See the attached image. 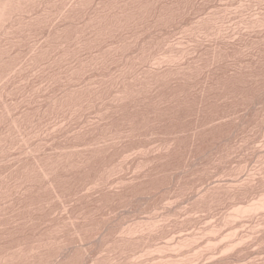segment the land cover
<instances>
[{"label":"rangeland","instance_id":"1","mask_svg":"<svg viewBox=\"0 0 264 264\" xmlns=\"http://www.w3.org/2000/svg\"><path fill=\"white\" fill-rule=\"evenodd\" d=\"M77 1L0 45V264H264V0Z\"/></svg>","mask_w":264,"mask_h":264},{"label":"bare ground","instance_id":"2","mask_svg":"<svg viewBox=\"0 0 264 264\" xmlns=\"http://www.w3.org/2000/svg\"><path fill=\"white\" fill-rule=\"evenodd\" d=\"M43 1V0H42ZM79 1V0H78ZM78 1H77V3H78ZM88 1V0H87ZM187 1V0H186ZM39 2H41V0H0V45H2L1 44V42L3 41V40H5L7 37H8V35H9V33L11 32V29H14L17 25H20V24H22L25 20H34L35 19V15H36V18L37 19H39L40 18V16L42 17V19L45 17V13H44V11H46V15H47V17H48V14H50L49 15V17L51 16V13L50 12H52V11H50L49 12V10H48V8L47 9H45V10H43L42 11V13H40V14H38V12L37 13H35L36 11H38V9L36 10V9H34L35 8V5L37 4H39ZM68 2V1H67ZM83 2V1H82ZM89 2H90V0H89ZM92 2V1H91ZM128 2V1H127ZM158 2V1H157ZM196 2V1H195ZM51 3V2H50ZM75 3H76V0H75ZM104 3V2H103ZM41 4H43L42 2H41ZM47 4H48V2H47ZM56 4V3H55ZM58 4V3H57ZM97 4V3H96ZM141 4V3H140ZM79 5V4H78ZM81 5V4H80ZM137 5V4H136ZM157 5V4H156ZM48 6V5H47ZM66 3H64V5L62 4V8L61 9H58V12L59 13H63L64 14V11L63 10H65L66 11ZM69 6V5H68ZM77 5H75L74 7H73V9L72 10H75L74 8L76 7ZM100 6V5H99ZM139 6V5H138ZM153 6V5H152ZM166 6V5H165ZM37 7V6H36ZM98 7V6H97ZM38 8V7H37ZM57 8V7H56ZM95 8V7H94ZM100 8V7H99ZM112 8V7H111ZM110 8V9H111ZM125 8V7H124ZM160 8V7H159ZM42 9V8H41ZM85 9V8H84ZM156 9V8H155ZM195 9V8H194ZM34 10H35V12H34ZM71 10V11H72ZM79 10V9H78ZM137 10V9H136ZM148 10V9H147ZM102 11V10H101ZM162 11V10H161ZM174 11V10H173ZM89 12V11H88ZM104 12V11H103ZM58 13V15H60ZM171 13V12H170ZM173 13V12H172ZM179 13V12H178ZM53 14H54V11H53ZM133 14V13H132ZM149 14V13H148ZM208 14V13H207ZM214 14V13H213ZM54 15H56V13L54 14ZM53 15V16H54ZM119 15V14H118ZM141 16H142V14H140ZM179 15V14H178ZM217 15V14H216ZM215 15V16H216ZM222 15V14H221ZM53 16H51V18H53ZM57 16V15H56ZM61 16H63V15H61ZM60 16V17H61ZM174 16V15H173ZM48 17V18H49ZM59 17V16H58ZM75 17H77V16H75ZM74 17V18H75ZM87 17V16H86ZM94 17V16H93ZM119 17V16H118ZM127 17V16H126ZM136 17V16H135ZM149 17V16H148ZM204 17H208V16H204ZM211 17V16H210ZM83 18V17H82ZM91 18V17H90ZM122 18V17H121ZM151 18V17H150ZM164 18H166V17H164ZM188 18V17H187ZM215 18V17H214ZM220 18V17H219ZM250 18V17H249ZM255 18H256V16H255ZM257 18H258V16H257ZM262 18V17H261ZM45 19V18H44ZM62 19V18H61ZM71 19L73 20V18L71 17ZM77 19V18H76ZM76 19H74V22H75V20ZM176 19V18H175ZM180 19V18H179ZM201 19V18H200ZM246 19V18H245ZM46 20V19H45ZM48 21H50L49 19H47ZM79 20V19H78ZM96 20V19H95ZM100 20H101V18H100ZM166 20V19H165ZM250 20H252V19H250ZM263 20V19H262ZM52 21H53V19H52ZM51 21V22H52ZM58 21V19L56 20V22ZM64 21V20H63ZM83 21V20H82ZM98 21H99V19H98ZM128 21V20H127ZM139 21V20H138ZM144 21V20H143ZM173 21V20H172ZM224 21V20H223ZM261 21V20H260ZM27 22V21H26ZM161 22V21H160ZM244 22V21H243ZM247 22V21H246ZM42 23V22H41ZM73 23V22H72ZM76 23H78V22H76ZM111 23V22H110ZM217 23V22H216ZM221 23V22H220ZM248 23V22H247ZM25 24V23H24ZM40 24V23H39ZM55 24V23H54ZM86 24V23H85ZM160 24V23H159ZM242 24V23H241ZM35 25V24H34ZM57 25V24H56ZM95 25V24H94ZM105 25V24H104ZM191 25V24H190ZM213 25V24H212ZM22 26V25H21ZM48 26V25H47ZM76 26V25H75ZM131 26V25H130ZM142 26V25H141ZM183 26V25H182ZM195 26V25H194ZM217 26V25H216ZM41 27V26H40ZM54 27V26H53ZM52 27V28H53ZM62 27V26H61ZM93 27V26H92ZM98 27V26H97ZM129 27V26H128ZM187 27V26H186ZM198 27V26H197ZM222 27V26H221ZM18 28V27H17ZM32 28V27H31ZM133 28V27H132ZM203 28V27H202ZM22 29V28H21ZM26 29V28H25ZM49 29V28H48ZM51 29V28H50ZM56 29V28H55ZM60 29V28H59ZM62 29V28H61ZM147 29V28H146ZM200 29V28H199ZM46 30V29H45ZM53 30V29H52ZM111 30V29H110ZM189 30H191V29H189ZM32 31V30H31ZM126 31V30H125ZM22 32V31H21ZM48 32V31H47ZM49 32H51L50 30H49ZM48 32V33H49ZM102 32H103V30H102ZM111 32V31H110ZM131 32V31H130ZM146 32V31H145ZM198 32V31H197ZM83 33V32H82ZM105 33V32H104ZM204 33V32H203ZM57 34V33H56ZM154 34V33H153ZM14 35V34H13ZM19 35V34H18ZM49 35V34H48ZM78 35V34H77ZM85 35H87V34H85ZM117 35V34H116ZM120 35V34H119ZM135 35V34H134ZM198 35V34H197ZM53 36V35H52ZM57 36V35H56ZM84 36V35H83ZM40 37V36H39ZM77 37V36H76ZM115 37V36H114ZM129 37V36H128ZM138 37V36H137ZM201 37V36H200ZM206 37V36H205ZM28 38V37H27ZM37 38V37H36ZM78 38V37H77ZM127 38V37H126ZM134 38V37H133ZM38 39V38H37ZM46 39V38H45ZM91 39V38H90ZM28 40V39H27ZM49 40V39H48ZM125 40V39H124ZM133 40V39H132ZM43 41V40H42ZM60 41V40H59ZM109 41H110V39H109ZM128 41V40H127ZM130 41V40H129ZM140 41V40H139ZM24 42V41H23ZM131 42V41H130ZM144 42V41H143ZM142 42V43H143ZM147 42V41H146ZM70 43V42H69ZM68 43V44H69ZM121 43V42H120ZM45 44V43H44ZM30 45V44H29ZM39 45H40V43H39ZM88 45V44H87ZM86 45V46H87ZM120 45V44H119ZM58 46V45H57ZM71 46V45H70ZM1 47V46H0ZM79 47V46H78ZM81 47V46H80ZM3 48V47H2ZM74 48V47H73ZM60 49H62V48H60ZM70 49V48H69ZM0 50H2L1 48H0ZM14 50V49H13ZM36 50V49H35ZM48 50V49H47ZM58 50H59V48H58ZM68 50V49H67ZM172 50V49H171ZM16 51V50H15ZM34 51V50H33ZM95 51V50H94ZM122 51V50H121ZM145 51H146V49H145ZM180 51V50H179ZM214 51V50H213ZM14 52V51H13ZM54 52V51H53ZM91 52V51H90ZM167 52V51H166ZM178 52V51H177ZM184 52V51H183ZM186 52V51H185ZM0 53H1V51H0ZM8 53V52H7ZM22 53V52H21ZM151 53V52H150ZM149 53V54H150ZM165 53V52H164ZM3 54V53H2ZM161 54H162V52H161ZM171 54V53H170ZM174 54V53H173ZM7 55V54H6ZM17 55V54H16ZM94 55V54H93ZM97 55V54H96ZM146 55V54H145ZM159 55H160V53H159ZM177 55V54H176ZM10 56V55H9ZM98 56V55H97ZM151 56V55H150ZM167 55H165V57H166ZM2 57V58H1ZM19 57V56H18ZM37 57V56H36ZM68 57V56H67ZM70 57V56H69ZM74 57V56H73ZM78 57V56H77ZM153 57V56H152ZM160 57V56H159ZM0 61L1 60H3V56H1V54H0ZM10 58V57H9ZM28 58V57H27ZM40 58V57H39ZM49 58V57H48ZM119 58V57H118ZM157 58V57H156ZM177 58V57H176ZM181 58V57H180ZM183 58V57H182ZM14 59V58H13ZM77 59V58H76ZM162 59V58H161ZM166 59V58H165ZM164 59V60H165ZM47 60V59H46ZM130 60V59H129ZM150 60V59H149ZM152 60V59H151ZM156 60V59H155ZM169 59H167V61H168ZM174 61H175V59H173ZM49 61V60H48ZM63 61H64V58H63ZM72 61H74V60H72ZM80 61H82V60H80ZM87 61H89V60H87ZM137 61V60H136ZM158 61V60H157ZM183 61V60H182ZM3 62V61H2ZM34 62V61H33ZM46 62V61H45ZM51 62V61H50ZM53 62V61H52ZM148 62V61H147ZM154 62V61H153ZM173 62V61H172ZM177 62V61H176ZM84 63V62H83ZM94 63V62H93ZM104 63V62H103ZM123 63V62H122ZM141 63V62H140ZM160 63V62H159ZM158 63V64H159ZM179 63V62H178ZM1 64V63H0ZM18 64V63H17ZM21 64H22V62H21ZM66 64V63H65ZM142 64V63H141ZM154 64H155V62H154ZM164 64H165V62H164ZM168 64V63H167ZM47 65V64H46ZM86 65V64H85ZM102 65V64H101ZM138 65V64H137ZM144 65V64H143ZM156 65V64H155ZM166 65V64H165ZM175 65V64H174ZM178 65V64H177ZM176 65V66H177ZM188 65V64H187ZM196 65V64H195ZM62 66V65H61ZM125 66V65H124ZM158 66V65H157ZM161 67H162V64L160 65ZM159 66V67H160ZM168 66V65H167ZM190 66V65H189ZM192 66V65H191ZM19 67V66H18ZM24 67V66H23ZM32 67H33V65H32ZM138 67V66H137ZM169 67V66H168ZM96 68V67H95ZM156 68V67H155ZM181 68V67H180ZM185 68V67H184ZM12 69V68H11ZM29 69V68H28ZM38 69V68H37ZM55 69V68H54ZM57 69V68H56ZM82 69V68H81ZM173 69V68H172ZM8 70H10V69H8ZM7 70V71H8ZM17 70V69H16ZM27 70V69H26ZM45 70V69H44ZM59 70V69H58ZM61 70V69H60ZM65 70V69H64ZM162 70V69H161ZM180 70V69H179ZM182 70V69H181ZM192 70V69H191ZM3 71V70H2ZM6 71V72H7ZM10 71H13V69L12 70H10ZM9 71V72H10ZM49 71V70H48ZM52 71V70H51ZM155 71V70H154ZM169 71V70H168ZM6 72H4L5 74H7ZM81 72V71H80ZM85 72V71H84ZM148 72V71H147ZM164 72V71H163ZM3 73V74H4ZM20 73V72H19ZM70 73V72H69ZM3 74H1L0 75V82H1V80L3 81V79H5L4 77H6V76H4ZM9 74V73H8ZM7 74V75H8ZM13 74V73H12ZM21 74H22V72H21ZM33 74V73H32ZM48 74V73H47ZM59 74V73H58ZM64 74V73H63ZM76 74V73H75ZM166 74V73H165ZM176 74H178V73H176ZM54 75H55V73H54ZM146 75V74H145ZM161 75V74H160ZM182 75V74H181ZM188 75V74H187ZM4 76V77H3ZM74 76V75H73ZM137 76H138V74H137ZM147 76V75H146ZM170 76V75H169ZM179 76V75H178ZM2 77H3V79H2ZM8 77V76H7ZM69 77V76H68ZM78 77V76H77ZM113 77V76H112ZM154 77V76H153ZM173 77V76H172ZM183 77V76H182ZM188 77V76H187ZM29 78V77H28ZM32 78V77H31ZM72 78V77H71ZM163 78V77H162ZM13 79V78H12ZM52 79V78H51ZM54 79H55V77H54ZM62 79V78H61ZM69 79V78H68ZM93 79V78H92ZM154 79V78H153ZM161 79V78H160ZM20 80V79H19ZM53 80V79H52ZM88 80V79H87ZM120 80V79H119ZM138 80V79H137ZM165 80V79H164ZM14 81V80H13ZM23 82V81H22ZM51 82V81H50ZM145 83H146V81H145ZM149 83V82H148ZM159 83V82H158ZM204 83V82H203ZM208 83V82H207ZM1 84V83H0ZM4 84V83H3ZM24 84V83H23ZM62 84V83H61ZM71 84H72V82H71ZM81 84V83H80ZM86 84V83H85ZM144 84V83H143ZM11 85V84H10ZM43 85V84H42ZM41 85V86H42ZM73 85V84H72ZM87 85V84H86ZM97 85V84H96ZM2 86V85H1ZM152 86V85H151ZM19 87V86H18ZM34 87V86H33ZM38 87V86H37ZM126 87V86H125ZM124 87V88H125ZM147 87H148V85H147ZM205 87V86H204ZM32 88V87H31ZM40 88V87H39ZM43 88V87H42ZM68 88V87H67ZM74 88V87H73ZM7 89V88H6ZM45 89V88H44ZM52 89V88H51ZM59 89V88H58ZM64 89V88H63ZM75 89H77V88H75ZM93 89V88H92ZM205 89V88H204ZM54 90V89H53ZM74 90V89H73ZM117 90V89H116ZM48 91V90H47ZM64 91V90H63ZM75 91V90H74ZM138 91V90H137ZM147 91H148V88H147ZM4 92V91H3ZM9 92V91H8ZM31 92V91H30ZM82 92V91H81ZM203 92V91H202ZM1 91H0V97H1ZM17 93V92H16ZM60 93V92H59ZM65 93V92H64ZM78 93V92H77ZM123 93V92H122ZM204 93V92H203ZM23 94V93H22ZM30 94V93H29ZM33 94V93H32ZM83 94V93H82ZM90 94V93H89ZM120 94V93H119ZM3 95V94H2ZM74 95V94H73ZM85 95V94H84ZM125 95V94H124ZM206 95V94H205ZM19 96V95H18ZM116 96V95H115ZM119 96V95H118ZM174 96V95H173ZM80 97V96H79ZM153 97V96H152ZM162 97V96H161ZM58 98V97H57ZM128 98V97H127ZM1 99V98H0ZM9 99V98H8ZM12 99V98H11ZM67 99V98H66ZM22 100V99H21ZM55 100V99H54ZM83 100V99H82ZM81 100V101H82ZM165 100V99H164ZM67 101V100H66ZM107 101V100H106ZM121 101V100H120ZM138 101V100H137ZM202 101H203V99H202ZM20 102V101H19ZM63 102V101H62ZM156 102V101H155ZM1 103V102H0ZM80 103V102H79ZM202 103V102H201ZM12 104H13V102H12ZM50 105V104H49ZM73 105V104H72ZM2 106V105H1ZM58 106V105H57ZM164 106V105H163ZM47 107H48V105H47ZM160 107H161V105H160ZM56 108H58V107H56ZM78 108V107H77ZM111 108V107H110ZM109 108V109H110ZM116 108V107H115ZM7 109V108H6ZM16 109V108H15ZM63 109V108H62ZM66 109V108H65ZM79 109V108H78ZM117 109V108H116ZM8 110V109H7ZM81 110H82V108H81ZM24 111V110H23ZM108 111V110H107ZM8 112V111H7ZM16 112V111H15ZM59 112V111H58ZM4 113V112H3ZM10 113V112H9ZM33 113V112H32ZM76 113V112H75ZM104 113V112H103ZM107 113V112H106ZM58 114V113H57ZM118 114V113H117ZM9 115V114H8ZM44 116V115H43ZM56 116V115H55ZM65 116V115H64ZM98 116H101V114L100 115H98ZM12 117V116H11ZM35 117V116H34ZM53 117V116H52ZM24 118V117H23ZM65 118V117H64ZM108 118V117H107ZM50 119V118H49ZM102 120H104V119H102ZM12 122H14V123H16V120L13 118V120H12ZM31 122V121H30ZM98 122V121H97ZM105 122V121H104ZM108 122V121H107ZM13 123V124H14ZM23 123V122H22ZM34 124V123H33ZM3 125V124H2ZM26 125V124H25ZM98 125V124H97ZM12 126V125H11ZM49 126V125H48ZM10 127V126H9ZM24 128H25V126H24ZM88 128V127H87ZM90 128V127H89ZM122 128V127H121ZM206 128V127H205ZM30 130V129H29ZM47 130V129H46ZM198 130V129H197ZM18 132V131H17ZM20 132V131H19ZM91 132V131H90ZM92 133V132H91ZM112 133V132H111ZM152 133V132H151ZM176 133V132H175ZM44 134V133H43ZM184 134V133H183ZM24 135V134H23ZM114 135V134H113ZM8 136H9V134H8ZM35 136V135H34ZM37 136V135H36ZM129 136V135H128ZM151 136H152V134H151ZM176 136V135H175ZM195 136V135H194ZM21 137V136H20ZM113 137V136H112ZM13 138H15V137H13ZM19 138V137H18ZM22 138V137H21ZM43 138V137H42ZM26 139V138H25ZM12 140V139H11ZM15 140V139H14ZM26 141V140H25ZM24 142V141H23ZM38 142V141H37ZM99 142V141H98ZM22 143V142H21ZM20 143V144H21ZM30 143V142H29ZM6 144H8V143H6ZM36 144V143H35ZM10 145V144H9ZM17 145V144H16ZM26 145V144H25ZM10 147V146H9ZM12 147H13V145H12ZM33 147V146H32ZM95 147V146H94ZM28 148V147H27ZM89 148V147H88ZM87 148V149H88ZM5 149V148H4ZM15 149V148H14ZM17 149V148H16ZM15 149V150H16ZM29 149V148H28ZM34 150V149H33ZM6 151V150H5ZM22 151V150H21ZM29 151V150H28ZM65 151V150H64ZM85 151V150H84ZM31 152V151H30ZM36 152V151H35ZM3 153V152H2ZM1 152H0V154H2ZM17 153V152H16ZM51 153V152H50ZM65 153V152H64ZM93 153V152H92ZM26 154V153H25ZM36 154V153H35ZM61 155V154H60ZM82 155V154H81ZM88 156V155H87ZM83 157V156H82ZM14 159H16L15 157H13ZM21 158V157H20ZM24 159V158H23ZM10 160H12V159H10ZM33 160H35V159H33ZM79 160V159H78ZM6 161H8V160H6ZM67 161V160H66ZM28 162V161H27ZM48 163V162H47ZM64 163V162H63ZM67 163V162H66ZM71 164V163H70ZM10 165V164H9ZM19 165V164H18ZM4 166V165H3ZM40 166V165H39ZM38 166V167H39ZM45 167V166H44ZM4 168V167H3ZM41 169V168H40ZM63 169V168H62ZM56 170V169H55ZM55 170L53 171V172H55ZM64 170V169H63ZM70 170V169H69ZM72 170V169H71ZM80 170V169H79ZM27 172V171H26ZM45 172V171H44ZM32 174H34V173H32ZM252 174V173H251ZM11 175V174H10ZM29 175V174H28ZM48 175V174H47ZM53 175V174H52ZM46 176V175H45ZM25 178V177H24ZM46 178H47V176H46ZM20 180V179H19ZM35 180V179H34ZM14 181V180H13ZM251 181V180H250ZM262 181V180H261ZM6 182H7V180H6ZM231 182V181H230ZM3 183H5V182H3ZM254 183V182H253ZM50 184V183H49ZM245 184V183H244ZM2 185V184H1ZM31 185V184H30ZM241 185H243V184H241ZM247 185V184H246ZM262 185V184H261ZM43 186V185H42ZM51 186V185H50ZM92 186V185H91ZM231 186H232V184H231ZM90 187V186H89ZM212 187V186H211ZM219 187V186H218ZM230 187V186H229ZM15 188V187H14ZM50 188V187H49ZM59 188V187H58ZM93 188V187H92ZM108 188V187H107ZM223 188V187H222ZM236 188V187H235ZM246 188V187H245ZM263 188V187H262ZM6 189V188H5ZM88 189V188H87ZM209 189V188H208ZM228 189V188H227ZM241 189V188H240ZM251 189V188H250ZM12 190V189H11ZM10 190V191H11ZM62 190V189H61ZM217 190V189H216ZM220 190V189H219ZM1 191V190H0ZM48 191V190H47ZM234 191V190H233ZM259 191V190H258ZM5 192V191H4ZM255 193V192H254ZM4 194V193H3ZM57 194V193H56ZM206 194V193H205ZM233 194V193H232ZM20 195V194H19ZM58 195V194H57ZM221 195V194H220ZM249 195V194H248ZM264 195V194H263ZM11 196V195H10ZM202 196V195H201ZM220 197H222V195L220 196ZM256 197H257V195H256ZM259 197V196H258ZM30 198V197H29ZM58 200V199H57ZM258 200H259V198H258ZM257 200V201H258ZM202 201V200H201ZM224 201V200H223ZM243 201H245V200H243ZM248 201V200H247ZM260 201V200H259ZM258 201V203H259V205H261V206H259V205H257L258 203H254L253 202V209L251 210L250 208H251V206L248 208V210L252 213V211L254 212V209L256 210L257 209V206H258V209L257 210H260L261 208H263L264 207V197H262V201L261 202H259ZM4 202V201H3ZM37 202V201H36ZM199 202V201H198ZM219 202V201H218ZM252 202V201H251ZM19 203V202H18ZM231 203V202H230ZM238 203V202H237ZM236 203V204H237ZM260 203H262V204H260ZM21 204H22V202H21ZM62 204V203H61ZM64 204V203H63ZM63 204H62V207L64 208V206H63ZM202 204V203H201ZM239 204V203H238ZM248 204V203H247ZM254 204H256L257 206H254ZM10 205V204H9ZM234 205V204H233ZM209 206H211V205H209ZM239 206V205H238ZM263 206V207H262ZM1 207V206H0ZM261 207V208H260ZM19 208V207H18ZM234 208V207H233ZM232 208V209H233ZM236 208V207H235ZM21 209V208H20ZM211 209V208H210ZM230 209V208H229ZM237 209H239L240 210V208H237ZM246 209V210H245ZM244 209V212H242V213H245L246 211H247V208H245ZM18 210V209H17ZM262 210V209H261ZM67 211V210H66ZM240 211H243L242 209L240 210ZM17 212V211H16ZM39 212V211H38ZM193 212V211H192ZM203 212V211H202ZM227 212V211H226ZM232 212V211H231ZM249 212V213H250ZM260 212V211H259ZM262 212V211H261ZM263 212H264V208H263ZM24 213V212H23ZM29 213V212H28ZM197 213V212H196ZM211 213V212H210ZM232 213H234V212H232ZM237 213V212H236ZM247 213H248V211H247ZM255 213V212H254ZM68 214V213H67ZM198 214V213H197ZM230 214V213H229ZM241 213H239L238 215H240ZM193 215V214H192ZM242 215H244V214H242ZM246 215V214H245ZM248 215H250L251 216V214H248ZM255 215V214H254ZM191 216V215H190ZM228 216H230V215H228ZM233 216V215H232ZM241 216V215H240ZM5 217H7V216H5ZM167 217V216H166ZM192 217V216H191ZM234 217V216H233ZM237 217V216H236ZM239 217V216H238ZM246 217H248V216H246ZM73 218V217H72ZM164 218V217H163ZM195 218V217H194ZM254 218V217H253ZM257 218V217H256ZM263 218V217H262ZM228 220H230V219H232V218H227ZM30 220V219H29ZM157 220V219H156ZM171 220V219H170ZM169 220V221H170ZM234 220V219H233ZM247 220V219H246ZM263 220V219H262ZM73 221V220H72ZM147 221H149V220H147ZM159 221H162V220H159ZM158 221V222H159ZM224 221H225V219H224ZM227 221V220H226ZM232 221V220H231ZM237 221V218H236V220H235V222ZM239 221V220H238ZM135 222V221H134ZM138 222V221H137ZM136 222V223H137ZM143 222H145V220L143 221ZM223 222V221H222ZM228 222H230V221H228ZM241 222V221H240ZM255 222V221H254ZM13 223V222H12ZM133 223V222H132ZM147 223V222H146ZM151 223V222H150ZM167 223H168V221H167ZM259 223V222H258ZM4 224V223H3ZM73 224V223H72ZM129 224V223H128ZM138 224V223H137ZM153 224H156V223H153ZM255 224V223H254ZM260 224V223H259ZM258 224V225H259ZM142 225H143V223H142ZM149 225V224H148ZM162 225V224H161ZM224 225H225V223H224ZM223 225V228L225 227ZM109 226V225H108ZM124 226V225H123ZM129 226V225H128ZM137 226V225H136ZM139 226V225H138ZM141 226V225H140ZM156 226H158V225H156ZM213 226V225H212ZM215 226V225H214ZM227 226V225H226ZM254 226H256V225H254ZM44 227V226H43ZM74 227V226H73ZM221 227V226H220ZM247 227V226H246ZM259 227H261V226H259ZM258 227V228H259ZM17 228V227H16ZM126 228V227H125ZM130 228V227H129ZM133 228V227H132ZM139 228V227H138ZM137 228V229H138ZM141 228V227H140ZM146 228V227H145ZM155 228V227H154ZM216 228V227H215ZM214 228V229H215ZM227 228V227H226ZM257 228V229H258ZM136 229V228H135ZM151 229V228H150ZM162 229V228H161ZM214 229L213 230H209V231H214ZM238 229V228H237ZM244 229V228H243ZM264 229V228H263ZM29 230V229H28ZM56 230V229H55ZM62 230V229H61ZM107 230V229H106ZM125 230V229H124ZM141 230V229H140ZM144 230V229H143ZM222 230L223 229H221V233H222ZM241 230H242V228H241ZM245 230V229H244ZM260 230V229H259ZM32 231V230H31ZM80 231V230H79ZM84 231V230H83ZM129 231V230H128ZM151 231V230H150ZM149 231V232H150ZM157 231V230H156ZM159 231V230H158ZM77 232V231H76ZM136 232V231H135ZM134 232V233H135ZM202 232V231H201ZM233 232H235L236 233V231H233ZM233 232H230V233H232L233 234ZM251 232H253V231H251ZM57 233V232H56ZM55 233V234H56ZM61 233V232H60ZM105 233V232H104ZM121 233H122V230H121ZM133 233V234H134ZM148 233V232H147ZM151 233H153V232H151ZM194 233V232H193ZM230 233H228L227 235H229ZM237 233H238V231H237ZM249 233V232H248ZM29 234V233H28ZM63 234V233H62ZM85 234H86V232H85ZM132 234V235H133ZM142 234V233H141ZM150 234V233H149ZM209 234V233H208ZM210 234H211V232H210ZM260 234V233H259ZM11 235V234H10ZM14 235V234H13ZM49 235V234H48ZM87 235V234H86ZM126 235H127V233H126ZM145 235V234H144ZM143 235V236H144ZM153 235H155V234H153ZM158 235V234H157ZM216 235V234H215ZM217 235H218V233H217ZM226 235V234H225ZM227 235H226V238L228 239L229 237H227ZM234 235V234H233ZM249 235H251V234H249ZM119 236L121 237V235L119 234ZM122 236H124V235H122ZM134 236V235H133ZM136 236V235H135ZM163 236V235H162ZM188 236V235H187ZM194 236V235H193ZM213 236H214V234H213ZM237 236V235H236ZM254 236V235H253ZM131 237V236H130ZM129 237V238H130ZM182 237V236H181ZM209 237V236H208ZM222 237V236H221ZM230 237H232V235L230 236ZM233 237H235V235L233 236ZM50 238V237H49ZM149 238V237H148ZM162 238V237H161ZM188 238V237H187ZM186 238V239H187ZM194 238H195V236H194ZM193 238V239H194ZM206 238V237H205ZM215 238V237H214ZM225 238V237H224ZM249 238V237H248ZM251 239H252V236L250 237ZM24 239V238H23ZM85 239V238H84ZM130 239H132V237L130 238ZM179 239V238H178ZM189 239V238H188ZM193 239H190V242H191V240H193ZM231 239V238H230ZM232 239H234V238H232ZM1 240V239H0ZM81 240V239H80ZM99 240V239H98ZM157 240V239H156ZM173 240H175V238L173 239ZM221 240V239H220ZM219 240V241H220ZM222 240H223V238H222ZM224 240H226V239H224ZM250 240V239H249ZM42 241V240H41ZM55 241V240H54ZM131 241V240H130ZM138 241H140V240H138ZM178 241H180V240H178ZM189 241V240H188ZM199 241V240H198ZM202 241V240H201ZM200 241V242H201ZM214 241V240H213ZM227 241V240H226ZM238 241V240H237ZM98 242H100V240L98 241ZM117 242H118V240H117ZM136 242V241H135ZM148 242V241H147ZM199 242V243H200ZM229 242H231V241H229ZM241 242V241H240ZM243 242V241H242ZM241 242V244L239 243H234V244H238L239 246H241L243 243ZM249 242V241H248ZM29 243V242H28ZM44 243V242H43ZM85 243V242H84ZM118 243H120V242H118ZM130 243V242H129ZM156 243H158V242H156ZM169 243H173V242H169ZM195 243H197V242H195ZM205 243V242H204ZM209 243V242H208ZM211 243H213V242H211ZM223 243H225V242H222V244ZM244 243H246V242H244ZM38 244V243H37ZM46 244V243H45ZM50 244V243H49ZM67 244V243H66ZM110 244V243H109ZM123 244V243H122ZM132 244V243H131ZM168 243H166L165 245H167ZM177 244V243H176ZM178 244H179V242H178ZM191 244V243H190ZM214 244V243H213ZM213 244H212V247H213ZM217 244H220V242H217ZM217 244H216V246H217ZM233 244V243H232ZM261 244V243H260ZM6 245V244H5ZM33 245V244H32ZM36 245V244H35ZM126 245V244H125ZM171 245H173V244H171ZM184 245H186V244H184ZM188 245V244H187ZM186 245V246H187ZM56 246V245H55ZM76 246V245H75ZM79 246V245H78ZM98 246V245H97ZM157 246V245H156ZM162 246V245H161ZM168 246V245H167ZM177 247H179L178 245H176ZM176 246H175V248H176ZM191 246V245H190ZM194 246V245H193ZM210 246V245H209ZM214 246H215V244H214ZM229 246V245H228ZM232 246V245H231ZM239 246H237V247H239ZM258 246V245H257ZM261 246V245H260ZM2 247V246H1ZM5 247H7V246H5ZM77 247V246H76ZM75 247V248H76ZM85 247V246H84ZM143 247V246H142ZM169 247V246H168ZM188 247V246H187ZM204 247V246H203ZM202 247V248H203ZM206 247H208V246H206V244H205V249H206ZM233 247H235L234 245H233ZM35 248V247H34ZM149 248V247H148ZM157 248H158V246H157ZM159 248H160V246H159ZM163 248V247H162ZM172 249V253H173V251H174V249H173V246L171 247ZM201 247H200V249L198 250L199 252H200V250H203ZM211 248V247H210ZM214 248V247H213ZM223 248V247H222ZM21 249V248H20ZM45 249V248H44ZM150 249V248H149ZM177 249H179V248H177ZM191 249H192V247H191ZM215 249H216V247H215ZM219 249V248H218ZM229 249V248H228ZM234 249H236V248H233L232 250H234ZM256 249H257V247H256ZM259 249H260V247H259ZM148 250V249H147ZM162 250V249H161ZM160 250V251H161ZM170 250V249H169ZM190 250V249H189ZM213 250V249H212ZM252 251L254 250V248L253 249H251ZM85 251V250H84ZM104 251V250H103ZM145 251V250H144ZM153 251V250H152ZM158 251V250H157ZM156 251V252H157ZM167 251V250H166ZM177 251V250H176ZM180 252H181V249L179 250ZM182 251H183V247H182ZM198 251H196V253L198 252ZM246 251V250H245ZM249 251V250H248ZM20 252V251H19ZM41 252V251H40ZM69 252V251H68ZM121 252H123V250L121 251ZM159 252V251H158ZM175 252V251H174ZM178 252V251H177ZM179 252V253H180ZM202 252V251H201ZM229 252V251H228ZM244 252V251H243ZM242 252V253H243ZM11 253V252H10ZM48 253V252H47ZM147 253V252H146ZM149 253V252H148ZM152 253V252H151ZM169 253V252H168ZM176 253V252H175ZM185 253V252H184ZM194 253H195V251H194ZM194 253H192V254H194ZM204 253V252H203ZM206 253H208V252H206ZM210 253V252H209ZM233 253V252H232ZM29 254V253H28ZM87 254V253H86ZM92 254V253H91ZM129 254V253H128ZM153 254H157V253H153ZM174 254V253H173ZM177 254V253H176ZM187 254V253H186ZM216 254V253H215ZM221 254V253H220ZM223 254V253H222ZM221 254V255H222ZM225 254V253H224ZM224 254L222 255V256H224ZM240 254V253H239ZM30 255H31V253H30ZM100 255V254H99ZM98 255V256H99ZM105 255V254H104ZM142 255H143V253H142ZM152 255V254H151ZM183 255V254H182ZM189 255V254H188ZM242 255V254H241ZM65 256H66V254H65ZM64 256V257H65ZM69 256H70V254H69ZM88 256V255H87ZM111 256V255H110ZM118 256V255H117ZM139 256V255H138ZM137 256V257H138ZM180 256V255H179ZM184 256V255H183ZM189 256H191V255H189ZM193 256V255H192ZM191 256V257H192ZM196 256V255H195ZM209 256V255H208ZM211 256V255H210ZM239 256V255H238ZM261 256V255H260ZM1 257V256H0ZM63 256H62V258H64ZM86 257V256H85ZM100 257V256H99ZM98 257V258H99ZM130 257V256H129ZM136 257V258H137ZM144 257V256H143ZM147 257V256H146ZM159 257V256H158ZM163 257V256H162ZM167 257V256H166ZM212 257V256H211ZM215 257H216V255H215ZM218 257V256H217ZM221 256H219V258H220ZM263 257V256H262ZM261 257V258H262ZM88 258H90V257H88ZM135 258V257H134ZM134 258H132L131 260H135ZM140 259H141V257H139ZM203 258V257H202ZM202 258H200V260L202 259ZM251 258H252V256H251ZM254 258V257H253ZM259 258V257H258ZM84 259V258H83ZM97 259V258H96ZM110 259V258H109ZM130 259V258H129ZM142 259H144V258H142ZM154 259V258H153ZM163 259H165V258H163ZM180 259V258H179ZM185 259V258H184ZM189 259V258H188ZM198 259V258H197ZM215 259V258H214ZM54 260V259H53ZM102 260H104V259H102ZM167 260H169V259H167ZM170 260H171V257H170ZM169 260V261H170ZM174 260V259H173ZM172 260V261H173ZM194 260H196V259H194ZM211 260H213V257H212V259ZM210 260V261H211ZM216 260V259H215ZM235 260V259H234ZM255 260V259H254ZM257 260V259H256ZM261 260V259H260ZM38 261V260H37ZM98 261H99V259H98ZM106 261V260H105ZM137 261V260H136ZM158 261V260H157ZM159 261H160V259H159ZM164 261V260H163ZM162 261V262H163ZM181 261V260H180ZM192 261V260H191ZM197 261V260H196ZM239 261H241V260H239ZM252 261V260H251ZM4 262V261H3ZM40 262V261H39ZM52 262V261H51ZM116 262V261H115ZM138 262H139V260H138ZM143 262V261H142ZM154 262V261H153ZM167 262V261H166ZM177 262V261H176ZM205 262H208V261H205ZM204 262V263H205ZM223 262V261H222ZM233 262V261H232ZM244 262V261H243ZM14 263V262H13ZM48 263V262H47ZM64 263V262H63ZM85 263V262H84ZM114 263V262H113ZM137 263V262H136ZM174 263V262H173ZM185 263V262H184ZM183 263V264H184ZM187 263V262H186ZM209 263V262H208ZM207 263V264H208ZM241 263V262H240ZM39 264V263H38ZM92 264H94V263H92ZM99 264V263H98ZM101 264V263H100ZM147 264V263H146ZM159 264V263H158ZM165 264V263H164ZM167 264H168V262H167ZM178 264H180V262L178 263ZM195 264V263H194ZM206 264V263H205ZM251 264V263H250ZM259 264V263H258Z\"/></svg>","mask_w":264,"mask_h":264}]
</instances>
